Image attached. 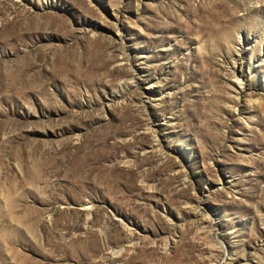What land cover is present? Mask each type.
<instances>
[{"label": "rangeland", "instance_id": "rangeland-1", "mask_svg": "<svg viewBox=\"0 0 264 264\" xmlns=\"http://www.w3.org/2000/svg\"><path fill=\"white\" fill-rule=\"evenodd\" d=\"M0 264H264V0H0Z\"/></svg>", "mask_w": 264, "mask_h": 264}, {"label": "bare ground", "instance_id": "bare-ground-1", "mask_svg": "<svg viewBox=\"0 0 264 264\" xmlns=\"http://www.w3.org/2000/svg\"><path fill=\"white\" fill-rule=\"evenodd\" d=\"M90 204V203H89ZM88 209H93L92 205H89ZM216 262V261H215ZM220 262V261H219Z\"/></svg>", "mask_w": 264, "mask_h": 264}]
</instances>
